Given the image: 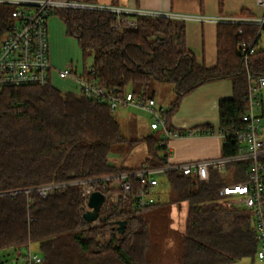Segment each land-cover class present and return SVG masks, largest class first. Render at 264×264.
<instances>
[{
    "label": "trees",
    "instance_id": "obj_1",
    "mask_svg": "<svg viewBox=\"0 0 264 264\" xmlns=\"http://www.w3.org/2000/svg\"><path fill=\"white\" fill-rule=\"evenodd\" d=\"M14 8L0 3V40L13 23ZM53 14L60 16L67 34L82 49L80 78L116 95L132 91L155 97L146 92L152 81L173 84L176 98L162 112L170 127V118L185 96L221 79L232 80L234 95L219 102V129L240 125L247 110L245 95L264 76V26L219 22L218 61L207 66L198 64L188 48L184 20L137 15L138 27L130 30L117 26L116 15L106 11L55 8ZM253 40L256 51L246 62L239 45ZM89 56L93 58L90 66L85 62ZM198 129L213 131L214 127L207 124ZM159 133L133 140V145L144 141L148 149L139 167L117 166L111 160L112 149L127 138L107 102L63 92L51 83L1 89L0 250L14 248L20 254L21 248L29 251L30 244L36 243L43 259L39 264H146L150 241L144 213L161 204L187 201L177 264H234L244 258L255 264L260 239L254 219L244 206L224 205L228 196L220 195L224 185L247 178L249 161L231 162L224 171L212 168L207 182L195 174L169 171L165 176L168 198L162 201L156 190L157 201L146 207L135 206L136 194L145 184L142 179L128 178L132 185L128 195L116 186L114 176L121 172L169 162ZM238 151L236 142H224L222 155ZM108 176L106 181L92 183L107 196L102 209L106 218L99 225L83 217L87 203L81 184H65L45 198L25 191L48 183ZM118 219L128 222L122 235L114 227ZM24 258L28 263V255Z\"/></svg>",
    "mask_w": 264,
    "mask_h": 264
},
{
    "label": "built area",
    "instance_id": "obj_2",
    "mask_svg": "<svg viewBox=\"0 0 264 264\" xmlns=\"http://www.w3.org/2000/svg\"><path fill=\"white\" fill-rule=\"evenodd\" d=\"M264 5V0H259ZM1 4L15 6L12 17L13 23L8 33L0 40V90L5 87L23 85H41L53 83V75L58 74L62 79H72L77 83L73 89L75 93L86 94L95 101L107 102L112 111L119 105H132L141 107L152 116L151 128L159 130L165 139L162 144L167 147L168 142L174 138L218 135L223 142L231 140L239 145L238 153L234 155H220L214 158L201 159L184 163L168 162L161 166H145L129 172H121L114 176L118 179L117 185L125 194H130L132 185L128 179L135 175L145 182L138 191L135 206L146 207L157 201L156 189L159 180L169 171H179L183 174H195L202 182L210 179L211 169L224 171L229 163L234 161H249L248 176L245 180L228 183L220 189V195L228 196L224 205L232 203L246 207L254 219V227L260 239L257 258L264 262V134L261 124L262 95L264 76L259 77L250 86L245 95L247 110L242 116L241 124L227 129L213 131H200L198 128L179 130L168 125L167 118L163 115V108L159 107L155 97L134 94L127 91L124 95H116L108 89L99 86L88 79L79 76L83 71L75 70L74 65L65 68H55L50 60L49 18L55 8H81L87 10L106 11L116 15L117 26L130 30L138 27L135 16H165L171 18H191L196 20H209L206 16L183 17L170 13L151 11L145 9H132L117 5H102L88 1L70 0H0ZM214 21L233 24H255L259 28L264 26V15H220ZM242 29H239L241 32ZM256 51L253 41H242L239 52L247 60ZM110 177L87 178L66 183H48L26 189V192L35 191L40 197H48L53 191L65 184H81L82 195L86 203L90 193L95 190L92 183ZM32 219V217H30ZM99 225L100 221L93 222ZM42 256L34 253L29 247L28 264H39Z\"/></svg>",
    "mask_w": 264,
    "mask_h": 264
},
{
    "label": "crops",
    "instance_id": "obj_3",
    "mask_svg": "<svg viewBox=\"0 0 264 264\" xmlns=\"http://www.w3.org/2000/svg\"><path fill=\"white\" fill-rule=\"evenodd\" d=\"M93 2L102 5L111 4L132 9L159 11L183 17L206 16L210 18L203 21L191 18L181 19L186 25L188 48L193 52L198 64H206L207 66H214L218 61V23L214 21V18L220 15H235L242 12L254 16L264 15V5L259 0H93ZM49 32L52 65L60 69L73 64L76 71H83L82 49L78 40L67 34V26L59 15L50 17ZM52 84L63 92H74L73 89L77 86V83L72 79H62L57 73L53 75ZM261 92V124L264 134V88ZM233 95L231 79H221L202 84L182 99L177 111L170 118V124L179 130L194 129L210 124L217 130L220 127L219 102L221 99L232 98ZM144 137L140 136L136 139ZM223 145V140L216 134L174 138L168 142V161L175 164L218 157L222 155ZM138 146V152L142 157L139 158L138 162H130L129 159L132 158L133 153L121 160L124 155L116 152L111 157L113 164L129 168L139 167L148 157V149L145 142L138 144ZM134 149L136 151V148ZM156 190L160 191L159 195L163 191L168 194L169 189L166 186V180L163 181L161 178ZM166 198H168L167 195ZM165 200L162 199V201ZM188 207L187 201H181L173 204H161L156 208L157 211L160 210L158 212H163V214L166 210L171 220L183 224L180 227L182 226V233H184ZM245 263L249 264V260L245 259Z\"/></svg>",
    "mask_w": 264,
    "mask_h": 264
},
{
    "label": "rangeland",
    "instance_id": "obj_4",
    "mask_svg": "<svg viewBox=\"0 0 264 264\" xmlns=\"http://www.w3.org/2000/svg\"><path fill=\"white\" fill-rule=\"evenodd\" d=\"M54 15L56 14L51 16ZM83 61L84 60H82V62ZM85 62L86 65L90 66L93 62V58L89 56L86 58ZM146 92L148 95L154 94L157 98L158 106L165 110L171 107L176 98L174 85L169 82L154 80L146 88ZM113 114L119 121L120 128L124 136H126L127 141L116 144L112 149V154L116 152L120 155L123 154L122 160L127 157L128 154L131 155L133 153L132 158L129 159L130 162H138V160H140L139 158H142L140 157V152H138V144L144 141H140L133 145V140L140 136H147L150 133L159 135L160 131L151 128L152 116L141 107L121 104L113 111ZM134 148H136V151ZM162 180L164 181L165 178L162 177ZM152 190L155 191L156 189ZM160 195L161 200L166 199V191H163ZM158 211L157 208H154L144 213L150 241L146 255V264H177V255L180 250L182 235V226L180 227V225L183 224L171 220L166 210L164 214ZM107 238H109V234ZM30 248L34 253L40 255L36 243L30 244ZM27 250V248H21L20 254L14 248L0 250V264H15V262H18V264H28L27 260L24 258V255H28ZM234 264H246L245 258L238 260ZM255 264H264V262L256 259Z\"/></svg>",
    "mask_w": 264,
    "mask_h": 264
},
{
    "label": "water",
    "instance_id": "obj_5",
    "mask_svg": "<svg viewBox=\"0 0 264 264\" xmlns=\"http://www.w3.org/2000/svg\"><path fill=\"white\" fill-rule=\"evenodd\" d=\"M106 203V194L97 189L93 190L87 201V209L83 213L85 221L88 223H93L98 220L103 221L106 217L102 214V209ZM127 224L128 222L126 219H118L115 221L114 227H116L119 235L125 232ZM15 264H18V262H15Z\"/></svg>",
    "mask_w": 264,
    "mask_h": 264
}]
</instances>
